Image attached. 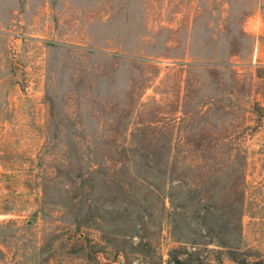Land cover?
<instances>
[{"label": "rangeland", "instance_id": "obj_1", "mask_svg": "<svg viewBox=\"0 0 264 264\" xmlns=\"http://www.w3.org/2000/svg\"><path fill=\"white\" fill-rule=\"evenodd\" d=\"M0 264H264V0H0Z\"/></svg>", "mask_w": 264, "mask_h": 264}]
</instances>
